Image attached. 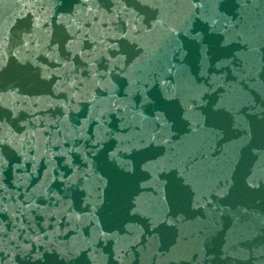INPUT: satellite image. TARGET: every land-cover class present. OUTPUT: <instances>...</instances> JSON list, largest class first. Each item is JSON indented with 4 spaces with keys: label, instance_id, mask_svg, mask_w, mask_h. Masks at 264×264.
I'll return each instance as SVG.
<instances>
[{
    "label": "water",
    "instance_id": "obj_1",
    "mask_svg": "<svg viewBox=\"0 0 264 264\" xmlns=\"http://www.w3.org/2000/svg\"><path fill=\"white\" fill-rule=\"evenodd\" d=\"M0 264H264V0H0Z\"/></svg>",
    "mask_w": 264,
    "mask_h": 264
}]
</instances>
